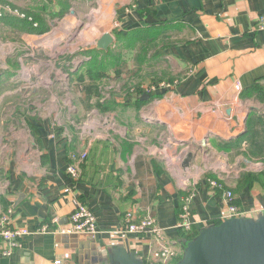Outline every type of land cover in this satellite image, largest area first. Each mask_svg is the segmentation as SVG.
<instances>
[{"label":"crops","instance_id":"obj_1","mask_svg":"<svg viewBox=\"0 0 264 264\" xmlns=\"http://www.w3.org/2000/svg\"><path fill=\"white\" fill-rule=\"evenodd\" d=\"M0 10V213L11 210L14 227L51 229L18 246L0 239V264H146L155 237L127 232V213L155 220L176 264L226 221L208 179L235 193L243 218H264V187L244 178L264 172V0H0ZM104 33L113 43L99 49ZM45 57L80 96L41 112ZM92 57L109 76L105 111L74 77ZM162 82L171 86L149 88ZM188 194L193 238L178 227ZM75 198L95 215L94 236L59 231Z\"/></svg>","mask_w":264,"mask_h":264},{"label":"built area","instance_id":"obj_2","mask_svg":"<svg viewBox=\"0 0 264 264\" xmlns=\"http://www.w3.org/2000/svg\"><path fill=\"white\" fill-rule=\"evenodd\" d=\"M6 9L9 10L8 7ZM1 12L2 11L0 10V16ZM116 25L117 24H115V26ZM256 28L264 32V13L259 16ZM170 86V83L162 82L158 86L152 85L149 88L155 91ZM84 157L85 154L81 153L78 160L82 161ZM66 170L72 179H78L80 168L77 165L70 164ZM208 184L221 192L225 202L227 211L222 216V220H228L234 217H244L247 215L245 211L240 210L239 207L234 203L235 196L229 188H226L220 181L216 179H208ZM191 201L192 194L186 195L183 199L179 213V228L190 229L194 225L190 207ZM11 222V210L0 213V239L6 240L8 243H11L12 246L20 245L23 238L30 233H44L51 230L47 225H43L32 232L26 227H14L12 226ZM95 223L96 217L93 212L81 200L75 198L74 209L70 214V225L66 228H61L59 231L63 233L82 232L94 236L97 232ZM125 223V230L129 233H139L149 229L154 235L155 247L150 249L146 264H169L170 260H173L177 257V251L166 242L163 230L157 226L155 220L152 217H145L138 222H131V214L127 213L125 215ZM52 264L67 263L58 258L53 260ZM71 264L81 263L75 262Z\"/></svg>","mask_w":264,"mask_h":264},{"label":"water","instance_id":"obj_3","mask_svg":"<svg viewBox=\"0 0 264 264\" xmlns=\"http://www.w3.org/2000/svg\"><path fill=\"white\" fill-rule=\"evenodd\" d=\"M112 43V35L104 33L96 46L107 49ZM176 264H264V218L234 217L199 233Z\"/></svg>","mask_w":264,"mask_h":264},{"label":"rangeland","instance_id":"obj_4","mask_svg":"<svg viewBox=\"0 0 264 264\" xmlns=\"http://www.w3.org/2000/svg\"><path fill=\"white\" fill-rule=\"evenodd\" d=\"M77 29L78 28H76V30ZM78 33H79V30H77V31L73 30L70 34H68V40L69 41L73 40V38H75V37H77L79 35ZM69 44H70L69 42H66V45H69ZM78 60L79 59H77L76 61H74L72 63V65H74V66L71 68V70L77 67ZM41 66H42V68H41ZM40 69L42 70V72L40 73V77H42V79L40 80L41 81L40 83H41L42 86H45L44 88L41 87V93L45 94V97L43 98V100H45V102L40 106V110L39 111L46 112L50 108L52 109L53 107L59 106V103H58L59 100H61V106H65V104H70L71 103L70 101H71L72 97H73V101H74V99H76V101L78 100L80 94L78 93L77 95H75V93L71 89L72 87L70 88V86L68 84L65 85V83L67 82L66 80H67L68 77H67L66 74L62 73L61 70L58 71L57 69H55V66H54L52 58L50 59L48 57H45L44 63H42L40 65ZM57 78L61 80L60 82L56 81L58 83H61L58 88L57 87H53V85L55 84V80ZM48 87L51 88V90H49L50 92L48 91V89H49ZM102 90L105 93H106V91L108 92L107 89L102 88ZM53 94L55 96H57L55 101L50 100V99H52ZM35 95H36V93H34V96ZM75 96H76V98H75ZM37 99H40V98H37ZM31 100H36V98L29 99V101H31ZM70 108L73 109L74 106L72 105V107H70ZM11 109L12 108H9V111H11ZM34 109L36 110V108H34ZM20 110L21 109L17 108V110H13V111L14 112H21ZM89 110H92V109H89ZM13 111H11V112H13ZM29 111L30 112H34L33 109L32 110L30 109ZM11 112H9V113H11ZM88 114H91L90 111L87 112V115ZM83 122H84V120L82 122H80L81 123L80 126L83 125ZM97 129H100V126ZM95 133L100 134V130H98V132H95Z\"/></svg>","mask_w":264,"mask_h":264},{"label":"trees","instance_id":"obj_5","mask_svg":"<svg viewBox=\"0 0 264 264\" xmlns=\"http://www.w3.org/2000/svg\"><path fill=\"white\" fill-rule=\"evenodd\" d=\"M116 38L117 37H121L120 33L118 31L114 32ZM88 63V61H87ZM85 63V64H87ZM83 64V65H85ZM88 67L82 71V72H78L76 71L74 73V77L75 79L78 81V83L80 84H84L83 89L85 91V93L88 94V96L95 98V107L98 108L99 111H105L109 106L106 105V102L101 103L99 101V99L101 98V89L103 88L104 84V79L109 78L108 74H106L105 72H103V69L105 68L104 66L101 65V63L97 62L95 57H92L91 60L89 61ZM88 80V83H84V81ZM138 90V88H137ZM80 173H81V169H80ZM79 173V176H80ZM260 175H262L258 180H254L255 176H251L250 174L246 175L244 178H248L249 183H259L260 186L264 187V172H262ZM257 175V176H260ZM234 193V192H233ZM235 194V193H234ZM234 203L236 204V200H234ZM184 234L185 237L188 238H193L195 237L198 232L194 231V227L190 228V229H184V228H180Z\"/></svg>","mask_w":264,"mask_h":264}]
</instances>
